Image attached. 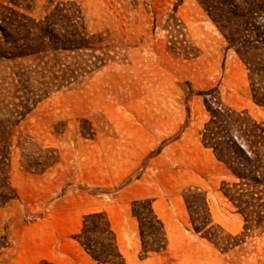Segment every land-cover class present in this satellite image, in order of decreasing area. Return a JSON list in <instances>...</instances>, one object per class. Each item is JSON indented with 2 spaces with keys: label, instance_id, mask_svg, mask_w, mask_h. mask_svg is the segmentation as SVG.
I'll list each match as a JSON object with an SVG mask.
<instances>
[{
  "label": "rangeland",
  "instance_id": "obj_1",
  "mask_svg": "<svg viewBox=\"0 0 264 264\" xmlns=\"http://www.w3.org/2000/svg\"><path fill=\"white\" fill-rule=\"evenodd\" d=\"M56 1L34 0L29 12ZM73 1L95 45L109 47L103 66L39 90L33 71L12 73L27 62L0 59V264H98L76 236L94 211L122 264H264V191L201 138L212 88L264 123L243 60L198 0ZM138 199L163 223L160 249L141 248Z\"/></svg>",
  "mask_w": 264,
  "mask_h": 264
},
{
  "label": "trees",
  "instance_id": "obj_2",
  "mask_svg": "<svg viewBox=\"0 0 264 264\" xmlns=\"http://www.w3.org/2000/svg\"><path fill=\"white\" fill-rule=\"evenodd\" d=\"M198 1L245 63L252 99L264 106V0ZM10 2L13 5L0 6V59L12 65L28 63L12 70L19 81L25 71H33L39 90L59 89L79 82L108 61V45H95L100 39L88 29L75 1L58 0L40 16L29 12L34 0ZM205 94L210 116L201 131L202 141L240 181L253 186L252 191H264V123L228 105L216 88ZM6 197L0 192V202ZM144 201L132 202L141 248L160 249L163 223ZM186 203L192 213L197 210L191 195ZM191 218L200 230L202 221ZM76 236L98 264H122L114 231L102 211L86 213ZM33 264L58 263L41 259Z\"/></svg>",
  "mask_w": 264,
  "mask_h": 264
}]
</instances>
